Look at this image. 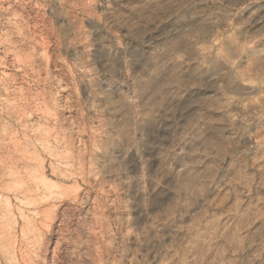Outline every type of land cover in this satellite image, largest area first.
I'll return each instance as SVG.
<instances>
[{
    "label": "rangeland",
    "instance_id": "374dc122",
    "mask_svg": "<svg viewBox=\"0 0 264 264\" xmlns=\"http://www.w3.org/2000/svg\"><path fill=\"white\" fill-rule=\"evenodd\" d=\"M0 264H264V0H0Z\"/></svg>",
    "mask_w": 264,
    "mask_h": 264
}]
</instances>
